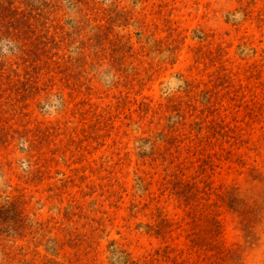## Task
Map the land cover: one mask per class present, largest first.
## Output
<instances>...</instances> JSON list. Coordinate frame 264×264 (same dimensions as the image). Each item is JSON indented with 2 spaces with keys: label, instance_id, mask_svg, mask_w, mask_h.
<instances>
[{
  "label": "rangeland",
  "instance_id": "obj_1",
  "mask_svg": "<svg viewBox=\"0 0 264 264\" xmlns=\"http://www.w3.org/2000/svg\"><path fill=\"white\" fill-rule=\"evenodd\" d=\"M0 264H264V0H0Z\"/></svg>",
  "mask_w": 264,
  "mask_h": 264
}]
</instances>
